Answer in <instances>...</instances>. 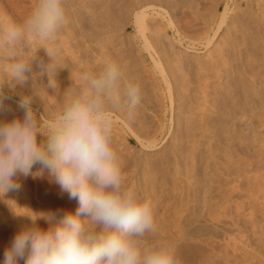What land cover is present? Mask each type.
<instances>
[{
    "label": "rangeland",
    "instance_id": "1",
    "mask_svg": "<svg viewBox=\"0 0 264 264\" xmlns=\"http://www.w3.org/2000/svg\"><path fill=\"white\" fill-rule=\"evenodd\" d=\"M85 1L88 5L86 9L94 12L95 15V21H89L87 25L93 24L91 26H95L96 29L93 27L88 33L81 32L79 29L83 22L79 18L80 9L84 8ZM88 1L89 3L87 0H66L68 21L56 39L51 42L52 46L57 49L55 63L59 67L57 74L53 75V87H48V76L42 72L40 67L41 64H47L50 58L45 50L40 48L39 42H32L29 55H35L32 64L33 71L29 74L26 84L17 85L14 88L15 91L20 90V86L21 89H26L29 93L35 94L34 96L38 100L32 103V107L35 111H42L47 105L51 108L54 104H58L60 102L59 96L62 93L65 95L70 87H77L80 83L79 76L86 71V68L87 71L101 69L104 62L101 64L97 59L104 49V53L110 55L107 56L108 58L112 56L123 57L121 61L125 59V62L123 61L125 65H122L123 62L120 65L127 67L124 81L128 77V82L135 81L141 85L142 102L137 110L138 114L136 113L131 120L123 111L119 115L118 112L116 116L114 114V143L123 163L127 185L134 189L141 198L151 202L150 195L156 193L161 195V209L164 218L161 232L162 241L168 243L177 241L178 227L175 223L180 214H184L187 207H189L188 209L195 208V205L197 206L202 198L208 199L206 193L216 190L219 181L229 180L225 179L226 177H235L238 168L240 176L244 175V179L241 181L238 177L231 183L230 191L232 192L228 190V193L230 192L228 195L232 196L233 201L228 211L235 215L237 205L241 203L240 206L243 208V205L248 203L247 206H244L248 207L249 205V209L253 207V210H259L262 215L259 211L255 212L244 207L245 211L241 208L240 211L245 217L242 216L243 214L239 217V225H242L238 227L237 224L232 225L229 216L222 213L221 209H211L210 213H206L205 203L201 202L198 211L191 217L190 223L186 227L184 226V229H179V231H185L186 235L181 234L182 238L176 242L182 244L178 257L183 261L182 264H264V233H261L264 231L257 228L260 224L264 228V224L262 226V221H264V125L257 126L260 122H264V114L254 117L247 113L241 116L239 113H231L229 109L233 90H237L233 85L238 80L241 83V79H238L241 78L239 72L242 69L240 68L246 67L247 70H250L249 74L246 73L248 77L250 72L258 70L257 72L261 75L260 78L264 80V0H187V2L179 0V2L182 1L180 5L167 7L169 14L172 17L174 15L173 20L177 30L180 34L184 33L181 36H185L187 33L191 34L190 37L194 39H199L201 35L204 37L205 34H200L198 37L196 34L201 32L202 25L207 21L212 22L208 32L212 35L213 28L216 29L220 22L225 3L228 2L230 10L228 9L226 25L220 29L210 46L204 47L202 44H197L192 51L182 48L179 37L174 30H171L167 21L157 16L155 20L163 24L162 28L168 29V33L165 37L163 36L164 41H162L166 45H160L150 37L148 44L153 50L152 54L159 58L164 76H161L159 68L150 59L146 48H144L145 43L143 44L141 35L134 25L132 12L125 4L127 2L120 3L115 0L118 5L122 4L120 6H123L124 11L120 15L114 5H110L109 0ZM35 3L36 0H0V22L8 19L17 22L23 21ZM214 4L219 7L218 11L213 10ZM105 6H108L109 9L112 6L113 9L111 8V11L108 10V12ZM114 10L118 15L117 17H113L111 14ZM94 15L90 17L93 18ZM229 18H232L233 22ZM187 26H190L191 31ZM197 27H199L198 31L192 29ZM162 46L163 50H160ZM86 48L90 52L84 53ZM117 49H121L120 51L123 53L119 51L117 54ZM107 50L116 53L111 55L112 52L109 54ZM86 55H89V58ZM87 62L89 63L87 64ZM237 63H239L238 66ZM6 64V61L0 60V74L5 80ZM235 66L239 67L238 70L241 71H236L237 69L233 68ZM227 89L231 91H226ZM201 91L208 94L206 102L199 97ZM227 92H230L231 96ZM6 95L18 99L12 93ZM208 99L210 101L216 100V103L219 99L217 104H221L217 105L212 101L215 104L213 106ZM12 104L17 105L13 98L5 100L6 106L10 107ZM206 107L210 110L208 108L206 110ZM211 109L219 110L220 113L223 112L221 119L224 126L220 124L211 129L207 128L206 122L203 121L204 125L203 127L199 126V129L197 126V124L199 125L198 116L196 115L201 112L210 113ZM140 115L142 118L139 117ZM46 117H40L42 126H46V119L50 118ZM195 122L196 125L192 126ZM236 122L242 123L243 126L241 128L235 127L233 123ZM189 124H192L190 128L188 127ZM245 124H252L253 126L247 128L244 126ZM229 137L234 138L229 139ZM208 145H216L217 147L216 150H212L211 157L207 160L206 170L209 177L211 176L212 184L210 190L206 189V193H204V188L196 190L193 175L195 169L192 163H194V155L200 150L203 151V148L204 150L208 148ZM226 149L227 151H225ZM37 170L38 166L33 168L34 172ZM229 173L231 176H228ZM42 177L46 176L43 175ZM31 178L28 177L29 189L27 190L28 195L25 197L26 200L28 198L30 207L37 211L52 210L53 207L58 206L60 210L61 205L57 202L42 205L36 201ZM239 183L240 186H236ZM232 186L236 188L232 189ZM56 189L60 193L59 186H56ZM59 196H63V200L66 201L64 204L65 211L74 213L75 208H78V201L69 199L67 193L63 195L60 193ZM237 197L239 199H236ZM218 199L215 198V201ZM237 200L240 202L237 203ZM152 204L154 205V202ZM2 208L7 214L8 209L6 210V208L8 207L5 208L3 205ZM249 213H253L251 214L253 216ZM248 215L249 217H247ZM216 216L218 219L221 218V222ZM250 216L260 223L255 227V229L257 228L256 232L252 231ZM260 230L262 231L260 232ZM1 239L0 236V243L2 242L0 245L2 246L0 247V264H3L4 252L10 245H6L8 243Z\"/></svg>",
    "mask_w": 264,
    "mask_h": 264
},
{
    "label": "clouds",
    "instance_id": "2",
    "mask_svg": "<svg viewBox=\"0 0 264 264\" xmlns=\"http://www.w3.org/2000/svg\"><path fill=\"white\" fill-rule=\"evenodd\" d=\"M67 21L66 0H36L23 21L0 22V60L7 62L11 88L26 84L33 71L32 42H39L50 58L40 67L53 87L59 67L51 42ZM79 81L65 92L46 126L29 96L17 101L22 118L0 121V195L20 191V176L47 172L61 195L78 201L74 213L28 215L34 226L16 233L3 264H182L167 241L146 243V237L158 233L154 207L127 185L114 143V114L135 117L141 85L125 83L122 66L112 60L99 71L82 72ZM11 99L0 86V113L11 111L5 105ZM41 218L56 223L45 230L35 226Z\"/></svg>",
    "mask_w": 264,
    "mask_h": 264
},
{
    "label": "bare ground",
    "instance_id": "3",
    "mask_svg": "<svg viewBox=\"0 0 264 264\" xmlns=\"http://www.w3.org/2000/svg\"><path fill=\"white\" fill-rule=\"evenodd\" d=\"M104 1H106V0H104ZM116 1H119L120 3L121 2H127V3H125L126 5H128V8L130 9V11L132 12V15H133V22H134V25L136 26V28H137V30L139 31V33H140V35H141V38H142V42H143V44H144V48H146V50H147V53L149 54V57H150V59L155 63V65L159 68V72H160V74H161V76H164V71L162 70V68H161V63H160V60H159V58L157 57H155L152 53V48H151V46L148 44V43H150V41H149V37L150 38H152L154 41H156V42H158L160 45H162V44H164L162 41H164V39H163V36L165 37V35L168 33V29H166V28H162V23H159V22H157V20H155L156 19V17L157 16H160L162 19H165L166 21H167V23H168V25H169V27L171 28V30H174V32L177 34V36L179 37V43H180V45H181V47L182 48H184L185 50H187V51H192V50H194V48H195V46L197 45V44H202L204 47H209L210 46V44H211V41H213V39H215L216 38V36H217V34H218V32L220 31V29L222 28V27H224V25H226V23H227V19H228V16H227V14H228V9L230 8H228V2L227 3H225L226 5H225V7H224V9H223V11H222V13H221V17H220V22L218 23V26H217V28L215 29V28H213V33H212V35L211 34H208V32L210 31L209 30V28H211L210 27V25H211V21H207V22H205V24L204 25H202L203 26V28L201 29V32L197 35L196 33V36L198 37L200 34H205V35H203L204 37H202V35H201V37H199V39L197 38V39H194V38H191L190 37V35L189 34H187V33H185V36H181V34L182 35H184V33H179V31L177 30V28H176V24H175V21L173 20V17H174V15H173V17L171 16V14H169L170 12H168L167 11V7H173V6H177L178 4L180 5V3L182 2H179V0H116ZM115 0H109V3H110V5H114V8H116L117 9V12H118V14H120L122 11H124L123 9H122V7L120 6V5H122V4H120V5H118V3L116 2ZM186 2H187V0H185ZM189 1H191V0H189ZM188 1V2H189ZM87 2L89 3V1L87 0ZM99 2H100V0H99ZM183 2H184V0H183ZM232 2V1H231ZM104 3V2H103ZM233 3V2H232ZM106 4H107V2H106ZM191 4V3H190ZM117 5V6H116ZM216 5L217 4H214V6H215V8H213V10L214 11H218L219 10V7H216ZM84 8H81L80 9V16H79V18H81V20L83 21H81L82 22V24H81V26H83L82 27V29H81V26H80V30H81V32L83 31L84 33H88L90 30H92L93 29V27L95 28V26H91V25H93V24H91V25H87L88 23H89V21H95V15L93 14L94 12H91L89 9L87 10L86 9V6H88L87 5V3H86V1H85V3H84ZM82 6V7H83ZM95 6H96V4H95ZM104 6V5H103ZM111 6V8L113 9V7ZM125 6V5H124ZM212 6V5H211ZM106 7V6H105ZM127 7V6H126ZM125 7V8H126ZM89 8V7H88ZM107 8V11L109 10V11H111L110 9H109V7L107 6L106 7ZM90 9H92V8H90ZM95 9V8H94ZM172 9V8H171ZM93 10V9H92ZM126 10H127V8H126ZM230 10V9H229ZM237 10H238V8H237ZM108 11V12H109ZM263 11V10H262ZM128 12V11H127ZM172 12V11H171ZM91 13V14H90ZM96 13V12H95ZM264 13V12H263ZM90 14V15H89ZM112 14V16L114 17V16H118V15H116V13H115V10L111 13ZM111 14H109V15H111ZM123 14H125V13H123ZM130 14V13H129ZM92 15H94V17L93 18H91L90 16H92ZM121 15V14H120ZM257 15V14H256ZM124 16V15H123ZM126 16V15H125ZM127 17V16H126ZM176 17V16H175ZM232 17V16H231ZM121 18V17H120ZM124 18V17H123ZM211 18H212V16H211ZM233 19H235V17H232ZM232 18H229L232 22H233V20H232ZM250 18V17H249ZM209 19H210V17H209ZM121 20H123V19H121ZM120 20V21H121ZM127 20V19H126ZM175 20H176V18H175ZM124 21V20H123ZM123 21H121V22H123ZM215 21V20H214ZM236 21V20H235ZM234 21V22H235ZM88 22V23H87ZM127 22V21H126ZM91 23V22H90ZM228 23H230V22H228ZM122 24V23H121ZM184 24V23H183ZM241 24V23H240ZM97 26V25H96ZM201 26V27H202ZM185 27V26H184ZM212 27H213V25H212ZM178 28H179V26H178ZM182 28H183V26H182ZM181 28V29H182ZM187 28H189L190 29V31H191V28H190V26L188 27L187 26ZM199 27H197V28H192V29H194V30H196V31H198L197 29H198ZM226 28V27H225ZM96 29V28H95ZM95 29H94V33H95ZM124 29H126V27H124ZM163 29H164V31H163ZM187 31H188V29H186ZM102 32V31H101ZM161 32H163V34H161ZM185 32V31H184ZM191 33V32H190ZM198 33V32H197ZM175 36V35H174ZM89 37V36H88ZM188 37V38H187ZM176 38V37H175ZM163 39V40H162ZM196 40H198V41H196ZM178 41V40H177ZM152 43V42H151ZM108 45V44H107ZM164 45H166V44H164ZM103 46V45H102ZM115 46V45H114ZM159 46V45H158ZM104 47V46H103ZM153 47V46H152ZM155 47V46H154ZM153 47V48H154ZM161 47V46H160ZM159 47V48H160ZM232 48V47H231ZM164 49H165V47H164ZM86 50H87V48H86ZM85 49H84V53H86V52H90V51H86ZM109 50V49H108ZM107 50V51H108ZM121 50V49H120ZM119 49H117V54L119 53V51H120ZM156 50H157V48H156ZM160 50H163V46H162V49H160ZM166 50V49H165ZM102 51V50H101ZM105 52V49H104V51H102L101 53H100V56L98 57V61L101 63V62H104L105 63V61H107V60H112V61H116V62H118L119 64L120 63H122L123 61H121L122 59H123V57L122 58H119V57H117V56H115V57H107V56H110V55H108V54H106V53H104ZM109 52V54H110V52H112L111 50L110 51H108ZM114 53H116V52H112L111 53V55L113 54V55H115ZM120 53H123V52H121L120 51ZM159 53H160V51H159ZM116 54V55H117ZM230 54V53H229ZM83 55H85V54H83ZM165 55V54H164ZM87 56V55H86ZM85 56V57H86ZM89 56V55H88ZM87 56V57H88ZM123 56V55H122ZM84 57V58H85ZM165 57V56H164ZM243 57V56H242ZM89 58V57H88ZM244 58V57H243ZM87 59V58H86ZM86 59H84L85 61H86ZM92 59V58H91ZM167 59V58H166ZM96 60V62L98 63V61ZM84 61V62H85ZM89 61V60H88ZM121 61V62H120ZM60 62V61H59ZM125 62V61H124ZM123 62V64L122 65H125V63ZM86 63V62H85ZM89 62H87V64H88ZM102 64V63H101ZM238 64L239 63H237V66H238ZM247 64V63H246ZM236 65V64H235ZM247 65H249L250 66V64H247ZM87 66V65H86ZM224 66V65H223ZM230 67V66H229ZM240 67H241V65H240ZM84 68H85V66H84ZM157 68V69H158ZM219 68V67H218ZM233 68H235V69H237L236 71H239L240 69H242V71L241 72H239V73H241V78H238V79H241V83L239 82V80H238V82L237 83H234V85H233V87L234 88H237V90H239V91H237V90H233V93H232V98L230 99L231 101H230V105H229V109H230V111H231V113H239V114H241V116H243V115H246L247 113L249 114L250 113V115L251 116H260V115H263L264 114V80L262 79V78H260L261 77V75H260V73L259 72H257V71H255L254 69V72L252 71V72H250L251 74L249 75V77L246 75V73H248L249 74V71L250 70H247L246 69V67H243V68H240L239 70H238V68L235 66V67H233ZM90 69V68H89ZM122 69H123V71H124V74L127 72V67L125 66V67H123L122 66ZM222 69V68H221ZM252 69V68H251ZM100 70V69H99ZM99 70H97V71H99ZM220 70V69H219ZM261 70V69H260ZM86 71H87V68H86ZM94 71V70H93ZM96 71V70H95ZM38 72V71H37ZM231 72V71H230ZM232 73V72H231ZM237 73V72H236ZM238 73V74H239ZM257 73V74H256ZM233 74V73H232ZM260 76H259V75ZM235 75V74H234ZM240 75V74H239ZM245 75L247 76V78L245 77ZM236 76H237V74H236ZM3 76H1V74H0V86H4V92H6V94H14V95H16V97L18 98V99H15L13 96H12V98H13V100L14 101H18L20 98H21V96H29V97H31V99H32V103L33 102H36L38 99H36L35 98V94H33V93H29L26 89H21V87L19 86V88H20V90H16L15 91V89L14 88H11L10 86H9V84H10V82H9V80H8V78H7V75H6V80L4 79V78H2ZM124 77H126L125 75H124ZM227 78V77H226ZM229 80V79H228ZM227 80V81H228ZM236 81H237V79H236ZM125 83H127L128 82V77L127 78H125V81H124ZM235 82V81H234ZM206 83V82H205ZM225 83V82H224ZM229 83V82H228ZM232 83V82H231ZM239 83V84H238ZM241 84V85H240ZM25 85V84H24ZM79 85V84H78ZM235 85H237V86H235ZM240 85V86H239ZM208 86V85H207ZM205 87V86H204ZM233 87H231L232 89H233ZM239 87H240V89H239ZM206 88V87H205ZM227 88V87H226ZM229 89H230V87H228ZM222 89V88H221ZM229 89H227L226 91H231V90H229ZM220 90V89H219ZM221 91V90H220ZM223 91H224V89H223ZM222 91V92H223ZM27 92H28V94H27ZM205 91H201V94L199 95V97H200V99H202L204 102H206L207 101V96H208V94L207 93H204ZM207 92V91H206ZM228 93V95L229 96H231L230 94V92H227ZM43 94V93H42ZM213 94V93H212ZM225 98V97H224ZM64 99H65V95L62 93L60 96H59V100H60V102L58 103V104H54V106H52L51 108L49 107V105H47L46 107H45V109L44 110H42V111H40V110H36V112H37V114H38V118L40 119V117H44V116H47V117H50V118H44V119H46V125L49 123V120L51 119V117L59 110V108H60V106H61V104L64 102ZM209 100V99H208ZM219 100V99H218ZM217 100V103L219 102ZM49 101V100H48ZM51 101V100H50ZM210 101V100H209ZM213 101V100H212ZM212 101H210V102H212ZM216 100H214L213 102H215ZM211 103L213 106L215 105L214 103ZM53 103V102H52ZM216 103V102H215ZM216 103V104H217ZM221 104V103H220ZM220 104H217V105H220ZM224 104V103H223ZM225 105V104H224ZM198 106V105H197ZM8 107V106H7ZM202 107V106H201ZM217 107V106H216ZM8 108H10L11 109V111L10 112H5V113H0V121H11L12 119H14V118H22L23 117V112L18 108V106L17 105H14V104H12V106H10V107H8ZM204 108V107H203ZM207 108L208 107H206L205 109L207 110ZM218 108V107H217ZM209 109V108H208ZM188 110V109H187ZM203 110V109H202ZM210 110V109H209ZM208 110V111H209ZM205 111V110H204ZM219 111V110H218ZM218 111H216V110H214V109H211V112L210 113H205V112H201V113H198L196 116H198V123H199V125L197 124V126L199 127H203V123L204 122H206V125H207V128H216L217 126H219L220 124L221 125H223V120L221 119L222 117H221V114L223 113H220V112H218ZM217 112V113H216ZM119 113H123L122 111H120V112H118V115H119ZM138 114V113H137ZM117 114L115 113V116H116ZM138 117V116H137ZM139 117H141L142 118V116L140 115ZM140 118V119H141ZM45 121V120H44ZM193 121V120H192ZM195 121V120H194ZM204 121V122H203ZM225 121V120H224ZM260 121V120H259ZM262 121V120H261ZM264 121V120H263ZM226 123V122H225ZM192 125V124H191ZM191 125L189 124V128L191 127ZM196 125V122H195V124H193L192 126H195ZM226 125V124H225ZM233 125H235V127H237V128H241V126H243V124L242 123H240V122H236V123H233ZM264 125V122H260L257 126H263ZM224 126V125H223ZM245 127H247V128H252V124H245L244 125ZM200 127H199V129H200ZM194 128V127H193ZM196 128V127H195ZM237 130H239V129H237ZM229 136V135H228ZM227 136V137H228ZM209 138V137H208ZM234 138V137H233ZM233 138H230L229 137V139H233ZM38 139H43V137H38ZM232 141V140H231ZM235 142V141H234ZM227 144V143H226ZM234 144V143H233ZM151 145V144H150ZM147 146V145H146ZM208 148H206L205 150H204V148H203V151L202 150H200L199 152H197L195 155H194V163H192L193 165H194V169H195V171H194V184H195V187H196V190H201V189H205L204 190V193H206L205 191H206V189H208V190H210V187H211V176L209 177V175H208V171L206 170V167H207V160L211 157V153H212V150H216V145H208L207 146ZM146 149H148L147 147H145ZM225 151H227V149L225 150ZM236 153H237V151H236ZM215 155V154H214ZM234 155V154H233ZM230 157V156H229ZM228 158V157H227ZM232 158H234L233 156H232ZM243 159V158H242ZM193 161V160H192ZM235 163V162H234ZM243 163V162H242ZM224 168H225V166H224ZM243 168V167H242ZM227 169V168H226ZM226 169H224V170H226ZM231 169V168H230ZM236 174H235V177H229V178H225V179H229V180H225V182H221V181H219L217 184V187H216V190H212V191H208V193H206V195H208V196H206V197H209L208 199H206V198H202L201 200L202 201H200L199 203H197L198 205L196 206L195 205V208H192V209H188L189 207H187L186 208V211H184L185 213L183 214V213H181V214H183V215H181L180 214V216L178 217V220L176 221V223H175V225H176V227H178V231L176 232V236L178 237V239L179 238H182V236H181V234L182 235H186V232L185 231H179V229H184V226L186 227V225L187 224H189L190 223V221H191V217L198 211V209H199V204H201V202H204L205 203V206H206V208H207V211H206V213H210L211 211V209H221L220 211L222 212V213H224V214H227L228 216H229V218H230V222L232 223V225L233 224H237L238 225V227L240 226V225H242V224H240L239 225V217L243 214V213H241V208H242V206H240L241 205V203L239 204V205H237V204H235V205H237L236 206V208H235V215H232V213L230 212V211H228V209L230 208V206H231V204H232V199H231V195H228L230 192H232V191H230V186H231V183L232 182H234L235 180H237L238 179V177H240V179L239 180H241V179H244L243 178V176H240V171H239V169L237 168L236 169ZM34 172V171H33ZM189 172V171H188ZM220 172V171H219ZM244 173V172H243ZM46 177H32V176H29V177H32L31 179H32V182H33V189H31V190H33L34 192H35V194H36V201H38V203L39 204H42V205H46V204H48V203H59L60 205V210L58 209V206H55V207H53V209L52 210H33V208H31L30 207V204H29V202L27 201L28 200V198H27V200H26V196L28 195L27 194V190L29 189V184H28V181H29V179H28V177L27 178H24L23 176H20L19 177V180H20V183H21V185H22V187H21V189H20V191H18V192H9V193H7L6 195H0V236L2 237V239L6 242V243H8V244H6V245H11V243H12V240H13V238H14V236L16 235V233L17 232H19L20 230H22L23 228H25V227H33L34 225H33V221H32V219L28 216V215H32V214H37V215H41V214H43V215H49V214H55V213H60V214H62L63 212H65V209H64V204H65V202L66 201H64L63 200V196H59L60 195V193L58 192V189H56V186H58V185H56L55 183H53V182H51L50 180H49V178H48V175H47V172L44 174ZM177 175V174H176ZM216 175V174H215ZM242 175V174H241ZM226 176V175H225ZM228 176H231V173H229V175ZM180 177H182L181 175H180ZM193 177V176H192ZM217 179V178H216ZM221 179V178H220ZM242 181V180H241ZM214 182V181H213ZM238 183V182H237ZM55 186V187H54ZM235 186V185H234ZM234 186H232L231 188L233 189V188H236V187H234ZM236 186H240V183L238 184V185H236ZM205 187H207V188H205ZM190 190V189H189ZM228 190L230 191L229 193H228ZM236 190H238V189H236ZM216 191V192H215ZM194 192V191H193ZM196 192V191H195ZM201 194H203V193H201ZM161 195L160 194H154V195H150V198L152 199V202H154V205H153V207H154V212H155V218H156V222H157V226H158V233L155 235V236H149V237H146V243L147 244H149V245H153V244H156V243H158V242H160V241H162V235H161V232H162V229H163V223H164V218H163V214H162V207H161V197H160ZM234 196V195H233ZM235 197V196H234ZM233 197V199H235ZM25 198V199H24ZM186 198V197H185ZM215 198H219L218 200H216L215 201ZM239 198H240V195H239ZM238 197L236 198V199H239ZM143 199V198H142ZM241 199V198H240ZM249 199V198H248ZM181 200V199H180ZM200 200V199H199ZM198 200V201H199ZM246 200V199H245ZM25 201H27V202H25ZM238 201V200H237ZM163 202V201H162ZM235 202H236V200H235ZM240 201H238L237 203H239ZM252 202V201H251ZM262 202V201H261ZM180 203H181V201H180ZM246 203V202H245ZM1 204H3V205H5V208L6 207H8V208H6V210L8 209V212H7V214L4 212V209L2 208L3 207V205H1ZM196 204V203H195ZM247 204L248 203H246V205L245 206H247ZM254 204V203H253ZM242 205H243V203H242ZM243 205V210L245 209V208H248V207H250L249 205H248V207H245ZM2 206V207H1ZM194 206V205H193ZM202 206V205H201ZM255 206V205H254ZM245 207V208H244ZM252 207V206H251ZM257 208V207H256ZM249 209V208H248ZM253 210L254 208L252 207V208H250L249 210ZM261 209H262V207H261ZM264 209V208H263ZM262 209V210H263ZM5 210V211H6ZM75 210H77V208H75ZM217 210V211H218ZM249 210H247V212H250ZM256 210V209H255ZM255 210H253V211H255ZM213 211H215V210H213ZM245 211H246V209H245ZM259 211V210H258ZM258 211H255V212H258ZM260 212V211H259ZM202 213V212H201ZM217 213V212H216ZM219 213V212H218ZM221 213V214H222ZM245 213V212H244ZM261 213V212H260ZM259 213V214H260ZM248 214V213H247ZM251 214H253V213H251ZM250 213H249V215H251ZM255 214V213H254ZM206 215V214H205ZM211 216H212V214H210ZM249 215L247 216V217H249ZM258 215V214H257ZM260 215H262V213L260 214ZM176 216H177V214H176ZM220 216V215H219ZM242 216H244V214L242 215ZM251 216H253V215H251ZM250 216V219H249V221L251 222V228H252V231L254 232H256L257 230V228H260V229H262L263 231H264V228L263 227H261V224L260 223H258L257 222V220L256 219H252V217ZM201 217V216H200ZM217 217V216H216ZM224 217H226L225 215H224ZM245 217V216H244ZM246 217V218H247ZM59 217H57V219H58ZM210 218H212V217H210ZM213 218H214V216H213ZM227 218V217H226ZM243 218V217H242ZM263 218V217H262ZM175 219V218H174ZM217 219H218V217H217ZM221 218H219L218 219V221L219 222H221V220H220ZM244 219V218H243ZM212 220H215V219H212ZM211 220V221H212ZM222 220H224V219H222ZM217 222V221H216ZM223 222V221H222ZM225 222H226V220H225ZM243 222V221H242ZM261 222V221H260ZM264 221H262V226H263V223ZM55 223H56V221L55 220H53V221H48V220H46V219H43V218H41V219H37L36 220V222H35V226H37V227H40V228H42V229H48L49 227H52V226H54L55 225ZM229 223V222H228ZM246 223V222H245ZM260 224V225H259ZM257 225H259V226H257ZM257 226V228L255 229V227ZM220 227V226H219ZM242 228V227H241ZM186 229V228H185ZM244 229V228H243ZM231 230V229H230ZM262 230H260V232L262 231ZM246 231V230H245ZM251 231V232H252ZM194 233V232H193ZM261 233H264V232H261ZM176 236H174V237H176ZM173 237V236H172ZM151 238H153V240H151ZM1 239V240H2ZM174 239V238H173ZM178 239H177V241H178ZM174 240H176V239H174ZM223 240V239H222ZM228 240V239H227ZM177 241H173V242H169V244H171L172 246H174L175 247V249H176V253H177V256H179V252H180V249H181V245L182 244H179V243H176ZM195 241V240H194ZM2 243V242H1ZM1 243H0V245H1ZM209 245V244H208ZM251 245V244H250ZM0 247H2V246H0ZM3 249V248H2ZM4 250V249H3ZM179 259H180V257H179ZM181 260V259H180ZM216 260V259H215ZM181 262H183L182 260H181ZM21 264H24V261H21Z\"/></svg>",
    "mask_w": 264,
    "mask_h": 264
}]
</instances>
